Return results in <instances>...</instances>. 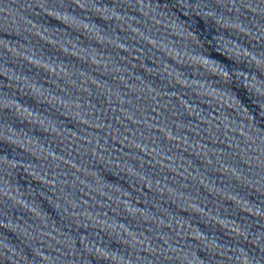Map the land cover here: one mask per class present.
Wrapping results in <instances>:
<instances>
[{
    "label": "water",
    "instance_id": "1",
    "mask_svg": "<svg viewBox=\"0 0 264 264\" xmlns=\"http://www.w3.org/2000/svg\"><path fill=\"white\" fill-rule=\"evenodd\" d=\"M226 45L264 68V0H166Z\"/></svg>",
    "mask_w": 264,
    "mask_h": 264
}]
</instances>
